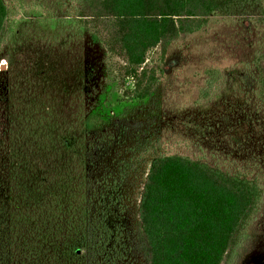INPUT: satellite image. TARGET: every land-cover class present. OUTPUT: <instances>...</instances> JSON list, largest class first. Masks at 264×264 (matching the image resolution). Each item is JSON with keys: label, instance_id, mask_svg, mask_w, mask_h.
<instances>
[{"label": "rangeland", "instance_id": "1", "mask_svg": "<svg viewBox=\"0 0 264 264\" xmlns=\"http://www.w3.org/2000/svg\"><path fill=\"white\" fill-rule=\"evenodd\" d=\"M75 1L4 0L16 15L0 46V177L12 176L16 150L37 149L47 135L54 140L46 146L49 184L55 177L67 189L73 178H88L76 220L88 226L84 232L94 230V241L82 264H146L137 209L155 157L203 159L264 186V96L257 95L252 66L264 50V27L211 15L206 29L168 48L153 94L136 101L131 80L118 77L114 59L77 17ZM209 69L219 78L208 89ZM78 147L91 152L79 164L71 149ZM65 206L57 263L48 239L49 264H71L65 244L84 240L66 239L74 221ZM48 220L52 229L51 211ZM230 264H264V205Z\"/></svg>", "mask_w": 264, "mask_h": 264}, {"label": "trees", "instance_id": "2", "mask_svg": "<svg viewBox=\"0 0 264 264\" xmlns=\"http://www.w3.org/2000/svg\"><path fill=\"white\" fill-rule=\"evenodd\" d=\"M75 2L77 17L92 29L114 59L118 77L131 80L129 96L136 101H144L153 94L163 76L168 48L177 40L206 29L211 15L218 13L264 27L260 0ZM15 15L0 0V46L8 35L5 25ZM252 66L257 72V95L262 97L264 50L255 55ZM204 73L209 77V89L219 78V72L209 69ZM207 97L206 91L200 96ZM39 139L37 149L16 150L12 154V176L0 177V264H49L50 234L52 261L57 263L62 229L59 222L66 203L74 221L67 228L66 239L72 242L80 237L89 238L75 247L66 243L65 256L71 264H82L90 256L94 241V230L84 232L88 226H80L76 220L79 200L88 190V178H73L67 189L65 182L55 177L49 184L46 146L54 145V140L47 139V135ZM93 141L96 140L88 143L90 148ZM71 149L78 164L85 151L87 157L91 156L87 149ZM263 205L264 186L256 179L223 171L203 159L179 154L155 157L149 163L137 209L139 241L146 264H230Z\"/></svg>", "mask_w": 264, "mask_h": 264}]
</instances>
